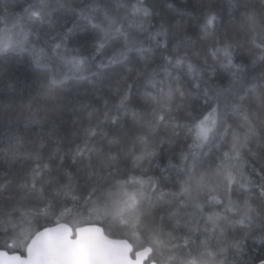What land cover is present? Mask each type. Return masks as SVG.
I'll use <instances>...</instances> for the list:
<instances>
[{"label": "snow or ice", "instance_id": "6c2138e0", "mask_svg": "<svg viewBox=\"0 0 264 264\" xmlns=\"http://www.w3.org/2000/svg\"><path fill=\"white\" fill-rule=\"evenodd\" d=\"M158 2L3 18L0 264H245L264 233V0H195V27Z\"/></svg>", "mask_w": 264, "mask_h": 264}, {"label": "trees", "instance_id": "16d2710c", "mask_svg": "<svg viewBox=\"0 0 264 264\" xmlns=\"http://www.w3.org/2000/svg\"><path fill=\"white\" fill-rule=\"evenodd\" d=\"M28 0H0V28L3 25V18L8 17L9 26L12 22H17V28L23 26V21L20 20V16L22 14V10L24 7L27 6ZM217 2H221V0H217ZM174 9L181 11L182 13L186 14V19L191 20V26L195 27V17L198 14L195 10V0H176L174 4ZM154 19L152 21V25L154 27H159L161 22L162 16H167L169 14V10L167 9L166 5L163 3V0H159L158 3L154 6ZM24 27V26H23ZM71 27V25H69ZM146 27H149L146 25ZM25 28V27H24ZM27 30V29H26ZM191 34V32H189ZM143 35V34H142ZM69 47H76L75 42H71ZM242 62H246V56L242 58ZM13 73L21 80V82L27 81L29 79L30 68L28 67L27 63L23 60L18 61L13 66ZM258 71V69H256ZM61 129V134L66 135L67 140L74 139V129L79 128V118L71 113H66L59 124ZM177 151L179 150L180 143L175 146ZM170 152L165 150L162 152L158 158L157 162L160 164L161 167L167 164V160ZM4 169L0 168V172H3ZM156 169H153L155 172ZM45 227L53 225L56 223L55 217H52L50 221H42ZM99 226H103L101 224H97ZM41 227L39 230H41ZM111 238H118L116 236H110ZM245 264H257L260 262L261 259H264V233H258L255 239H249L246 243L245 248V255L242 258Z\"/></svg>", "mask_w": 264, "mask_h": 264}, {"label": "water", "instance_id": "95a60500", "mask_svg": "<svg viewBox=\"0 0 264 264\" xmlns=\"http://www.w3.org/2000/svg\"><path fill=\"white\" fill-rule=\"evenodd\" d=\"M61 222H63V221H61ZM97 226H98V227H101V226H99V225H97ZM47 227L54 228V227H56V223L53 224V225L47 226ZM42 230H43V228L41 229V231H42ZM109 238H110V239H114V238H111V237H109ZM23 255H26V252H24ZM142 264H148L147 260L142 261ZM257 264H260V262H258Z\"/></svg>", "mask_w": 264, "mask_h": 264}, {"label": "rangeland", "instance_id": "374dc122", "mask_svg": "<svg viewBox=\"0 0 264 264\" xmlns=\"http://www.w3.org/2000/svg\"><path fill=\"white\" fill-rule=\"evenodd\" d=\"M25 28H24V27ZM23 26H21L20 28H18V29H14V32H20L21 31V28H23L24 30H26L27 28H26V26L23 24Z\"/></svg>", "mask_w": 264, "mask_h": 264}]
</instances>
